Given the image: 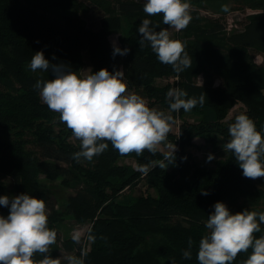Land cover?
Returning a JSON list of instances; mask_svg holds the SVG:
<instances>
[{
    "label": "trees",
    "instance_id": "trees-1",
    "mask_svg": "<svg viewBox=\"0 0 264 264\" xmlns=\"http://www.w3.org/2000/svg\"><path fill=\"white\" fill-rule=\"evenodd\" d=\"M144 2L0 0V196L29 194L45 200L48 226L57 233L48 254L59 264L81 255L85 264H198V244L207 234L205 222L215 203L224 202L232 213L264 212V177L245 178L230 152L213 167L196 165L192 150L200 136L213 145L219 139L226 144L229 126L241 113L264 133V0H188L192 20L179 32L163 24L162 14L148 16ZM223 5L229 12L255 11L237 28L226 21L229 12L222 11ZM91 11L98 14L95 27L85 18ZM145 18L185 45L192 59L189 69L177 73L158 60L148 42L140 45L138 26ZM113 34L119 35L120 48L131 49L127 56L113 57ZM38 51L80 76L86 58L90 74L123 70L126 91L141 96L150 108L168 109L166 94L173 88L185 91L188 99L204 94L202 106L178 112L179 134L168 135L177 145L174 163L160 167L173 151L120 155L108 141V149L91 162L73 159L80 142L34 88L39 79L55 78L50 71L28 67ZM256 55L263 56L262 63ZM239 102L245 108L229 117ZM127 156L136 167L121 162ZM6 178L12 180L10 189ZM141 181L145 194L122 193ZM8 214L0 206V215ZM68 215L78 222L93 221L90 249L83 241L63 237L59 224ZM261 229L256 238L264 235V225ZM190 238L192 258L186 260L182 253ZM250 253H239L232 264H243ZM43 258L35 254L34 264Z\"/></svg>",
    "mask_w": 264,
    "mask_h": 264
},
{
    "label": "clouds",
    "instance_id": "clouds-1",
    "mask_svg": "<svg viewBox=\"0 0 264 264\" xmlns=\"http://www.w3.org/2000/svg\"><path fill=\"white\" fill-rule=\"evenodd\" d=\"M143 11L148 16L162 14L163 24L177 32L186 29L192 20L188 0H145ZM222 11L229 12L227 5ZM158 24L148 18L138 26L143 46L150 44L162 64L171 65L177 73L189 69L192 59L185 51V45L170 38L168 29L157 31ZM130 48L113 45V57L127 56ZM32 72H51L55 78L39 79L34 84L39 96L51 111L59 114V121L71 130L72 136L80 142V151L73 159L91 162L95 156L108 149L109 144L120 155L145 150L155 154L163 142L172 123V117L150 108L146 101L135 93L126 91L123 70L101 69L82 77L64 64H52L43 51L35 52L30 64ZM187 93L179 88L170 89L166 98L173 112L191 111L199 103L205 102V95L186 98ZM230 140L223 145L227 153H232L242 169L245 178L264 177V133L257 130L255 122L246 114L235 117L229 129ZM214 157L209 155L208 160ZM175 149L165 155L160 163L165 168L174 163ZM167 162V163H165ZM147 173L146 167L139 169ZM209 195L207 191L201 193ZM0 206L9 209L5 217L0 215V264H34L35 254H42L38 264H59L49 255L50 246L56 242L57 233L48 226V215L44 199L20 194L0 196ZM214 211L205 222L207 234L198 244L196 259L198 264H232L241 252L251 253L243 264H264V235L256 238L264 225V212L245 209L232 213L224 202L213 205ZM79 240V237H73ZM94 239V237H89ZM193 241L188 240V248L182 256L192 258ZM66 264H85L81 256H67ZM175 264V261L172 262Z\"/></svg>",
    "mask_w": 264,
    "mask_h": 264
},
{
    "label": "rangeland",
    "instance_id": "rangeland-1",
    "mask_svg": "<svg viewBox=\"0 0 264 264\" xmlns=\"http://www.w3.org/2000/svg\"><path fill=\"white\" fill-rule=\"evenodd\" d=\"M233 4V3H232ZM255 10L253 9H247L246 11L243 10H232L229 12L228 15H226V21L229 22L230 24H233L237 28H242V25L237 24L238 21H244V18L253 12ZM204 13H207L203 11ZM211 14V13H210ZM98 14H96L94 11H91L88 15L85 16L86 20L88 21L89 25L92 27H95L94 24L98 20L97 18ZM237 26H236V24ZM239 23V22H238ZM176 31V30H175ZM174 31H172L173 33ZM110 41L112 46L115 44L116 46H120V41H119V35L118 34H113L110 37ZM255 60L257 63H262L263 62V56L262 55H256ZM91 72V66L89 65V62L86 58V65L81 69V75L83 77H86L89 75ZM162 80V79H160ZM175 79L173 78L171 81L173 82ZM201 81V80H200ZM220 81L217 80L216 83H219ZM129 93H132L131 90L128 91ZM241 108H245V105L242 102H239L236 104L230 111L229 117L233 116L236 112L240 111ZM157 111L163 112L165 115L171 116L172 117V123L170 127V132L168 135H177L179 134L178 126L181 122V118L177 112H173L170 110V108H163L159 106H155ZM167 135L166 139L161 142L159 145V149L166 153H170L176 149L177 145L170 140V137ZM74 140L75 138L72 137ZM195 141L198 145L197 148H193V154L195 158V164L200 165V166H205V167H213L215 166V163L218 159L222 158L224 155H226V151L224 150V142L222 140H218V142L213 145L211 143H208L205 141L203 136L195 138ZM209 155H212L214 158L209 161L208 157ZM122 163H127V164H132L134 167L137 166V163L131 159V157L127 156L126 159L121 160ZM44 179V176H42ZM6 182L9 185V189L12 187V180L10 178H6ZM53 183L55 187H59L57 182L59 181H54ZM51 183V182H50ZM50 183H45L44 187H47L50 185ZM48 188V187H47ZM54 189V188H53ZM146 187L144 186V182L141 181L139 182L136 186H134L131 190L126 189L125 192L122 193H128V194H133V195H141L145 194ZM64 193V191H62ZM47 213H49V210L46 209ZM92 223L93 221H88V222H78L75 221L70 215L66 216L65 220L60 223V229L62 232L63 237H70L73 239V237L78 236L79 240L78 242L83 241L87 249L91 248L90 241L89 239L90 234H91V228H92ZM62 255H65L66 253L61 252Z\"/></svg>",
    "mask_w": 264,
    "mask_h": 264
},
{
    "label": "built area",
    "instance_id": "built-area-1",
    "mask_svg": "<svg viewBox=\"0 0 264 264\" xmlns=\"http://www.w3.org/2000/svg\"><path fill=\"white\" fill-rule=\"evenodd\" d=\"M231 27V26H230Z\"/></svg>",
    "mask_w": 264,
    "mask_h": 264
}]
</instances>
